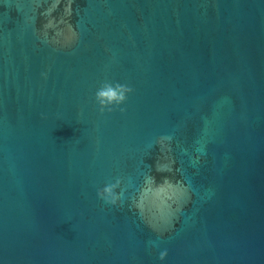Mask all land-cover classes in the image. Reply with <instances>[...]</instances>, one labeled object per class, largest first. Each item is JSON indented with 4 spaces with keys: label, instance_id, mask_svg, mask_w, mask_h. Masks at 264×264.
<instances>
[{
    "label": "water",
    "instance_id": "obj_1",
    "mask_svg": "<svg viewBox=\"0 0 264 264\" xmlns=\"http://www.w3.org/2000/svg\"><path fill=\"white\" fill-rule=\"evenodd\" d=\"M0 264H264V0H0Z\"/></svg>",
    "mask_w": 264,
    "mask_h": 264
},
{
    "label": "clouds",
    "instance_id": "obj_2",
    "mask_svg": "<svg viewBox=\"0 0 264 264\" xmlns=\"http://www.w3.org/2000/svg\"><path fill=\"white\" fill-rule=\"evenodd\" d=\"M98 97H105L107 98V101L109 104H112L113 101L116 102V104H119L121 101L125 99L124 97V90H121L117 88V90H113L112 88H107L104 90H101L97 93ZM101 103H105V101H101ZM103 110V109H102ZM109 111H111V108H108ZM119 184V180H117L116 184H110L106 185L103 189L98 190L97 195L104 199L107 203H116V201L119 199V195L114 191L115 187ZM166 250H161L159 253V256L161 259H163L165 255Z\"/></svg>",
    "mask_w": 264,
    "mask_h": 264
}]
</instances>
